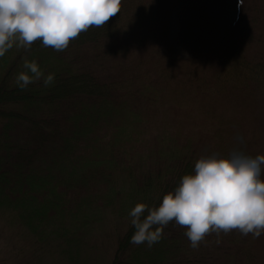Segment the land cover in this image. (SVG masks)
Masks as SVG:
<instances>
[{"label": "trees", "instance_id": "16d2710c", "mask_svg": "<svg viewBox=\"0 0 264 264\" xmlns=\"http://www.w3.org/2000/svg\"><path fill=\"white\" fill-rule=\"evenodd\" d=\"M211 3L121 0L62 51L37 40L0 56V214L40 248L84 264L88 237L113 219L127 227L111 264H264V231L212 232L192 248L172 221L151 247L129 242L136 202L158 204L201 155L254 156L253 118L264 143V0H243L222 42ZM25 58L53 83L18 87Z\"/></svg>", "mask_w": 264, "mask_h": 264}, {"label": "clouds", "instance_id": "9594fccd", "mask_svg": "<svg viewBox=\"0 0 264 264\" xmlns=\"http://www.w3.org/2000/svg\"><path fill=\"white\" fill-rule=\"evenodd\" d=\"M243 0H238V7ZM121 0H0V56L16 47L28 50L39 40L44 47L64 50L71 39L90 27H101L119 12ZM35 59H24L15 76L18 87L54 81ZM264 154L240 150L227 155L199 156L192 170L163 194L156 205L136 202L128 211L134 231L129 242L151 247L174 221L185 227L190 247L197 248L206 234L238 230L259 237L264 231ZM218 242V241H217Z\"/></svg>", "mask_w": 264, "mask_h": 264}, {"label": "rangeland", "instance_id": "374dc122", "mask_svg": "<svg viewBox=\"0 0 264 264\" xmlns=\"http://www.w3.org/2000/svg\"><path fill=\"white\" fill-rule=\"evenodd\" d=\"M211 2L210 12L214 17L213 20H217L220 25V42H222L230 34L236 23L238 0H211ZM178 32L177 21L173 19L170 35L171 44L177 53L187 57L188 54L177 40ZM116 84L122 91L126 90L124 85H128L129 81L125 83L117 81ZM258 123V120L253 118L247 124L245 132V136L251 143L250 153L254 156L258 153L264 154V143L256 140ZM261 176L264 178V172L261 173ZM119 225L116 220L112 219V221L101 225L94 235L88 237L87 251L84 259H82L84 264H111L118 245L119 234L125 230L127 223ZM38 244L21 225L9 222L4 215L0 214V264H68L63 256L59 255L58 252L55 253L53 243V248L50 249H54V252L50 251L48 247L40 248Z\"/></svg>", "mask_w": 264, "mask_h": 264}]
</instances>
